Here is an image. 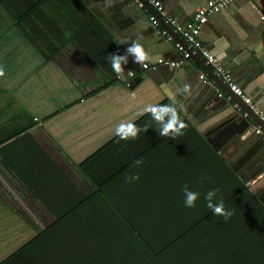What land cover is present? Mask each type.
<instances>
[{
	"label": "crops",
	"instance_id": "0c3cea01",
	"mask_svg": "<svg viewBox=\"0 0 264 264\" xmlns=\"http://www.w3.org/2000/svg\"><path fill=\"white\" fill-rule=\"evenodd\" d=\"M126 1L0 0V263L19 252L10 264H43L44 254L51 255L45 264H109L134 257L142 239L154 244L152 253L154 246H173L170 254H180L182 264H264V131L256 132L262 124L251 125L257 141L252 160L222 152L221 129L205 116L230 105L225 97L238 99L202 59L174 68L166 80L152 69L156 79L147 76L129 56L124 79L129 70L139 75L136 85H125L108 62L110 53L125 54V39H138L145 49L168 47L151 53L153 61L180 58L161 26L130 34L122 19L110 17ZM160 1L170 17L188 23L193 16L181 3L190 1L194 13L208 0H171L173 8ZM253 2L233 0L209 19L199 39L254 101L255 89L264 97V0ZM184 85L189 92L179 94ZM152 104L175 106L188 122L184 134L162 137L144 113ZM122 121L140 128L138 138L115 134ZM134 175L140 179L129 182ZM237 179L255 200L235 198ZM101 180L108 181L99 187ZM185 186L200 194L194 208L185 206ZM211 189H220L216 201L223 199L233 213L227 222L206 206ZM75 209L85 221L83 236L75 231V215L68 216ZM67 216L68 231L51 230L46 235L53 240L45 245L43 234ZM28 226L41 235L39 261L22 250Z\"/></svg>",
	"mask_w": 264,
	"mask_h": 264
},
{
	"label": "water",
	"instance_id": "95a60500",
	"mask_svg": "<svg viewBox=\"0 0 264 264\" xmlns=\"http://www.w3.org/2000/svg\"><path fill=\"white\" fill-rule=\"evenodd\" d=\"M164 1L168 5L171 2V0H164ZM189 2L190 1H185V3H181V6L184 9V14L189 13L190 15L193 16L194 15V13H193L194 8L190 5ZM247 2L249 4H255L253 2V0H247ZM129 4H130V2L127 0L124 3H121L119 6H115L117 13L111 14V15H117V16L116 17L110 16L115 21H117V20L119 21V19H122V21L124 23V26H122V27L125 31H127V33H130V34L135 33L136 34V33H138L139 29L144 30V28L142 26H147V25H149V29L150 28L152 29L151 22H149V20H150L151 16L155 15V16H157V18L160 22L161 28L167 30L169 34H172L174 36V38H173L174 40L168 41V46L173 47L174 44L176 46L177 42L183 43V41L180 38V35L178 33H176L173 28H171L170 26H168L164 23L163 18L156 13L155 9L151 5L148 4V5H146V7L144 9H142L136 5H133V6L130 5L129 6ZM171 5H172L171 8H173L174 3L171 2ZM174 11H175V9H174ZM179 14H181V12H179ZM161 39H163V37H161ZM154 42L155 43H152V44H156L158 42V39H156ZM161 48L165 49L168 47H163V46L159 47L157 45H152L149 48H146V51H149V53L151 54V53L158 52ZM197 59H198L197 57L192 58V60H194V61ZM156 61H152L150 63L152 64V63H155ZM197 63L200 66L204 65L201 61H198ZM170 68H171L170 66H167V65L162 66L161 65V66H158L157 68H150V69L154 70L155 73L158 72L161 75L165 76L164 78L167 80L170 75H174V72L171 71V70H173V68L172 69H170ZM204 70L209 72L210 74L213 73L209 67H204ZM144 71L146 72L147 76L156 79V77H155L156 75L154 72H148V70H144ZM194 73H195L194 70H192V74H194ZM215 78H216V81L219 85H221L223 87L225 86L224 84H222V82L219 78H217V77H215ZM249 87H251V84L248 86V89H249ZM228 90H229V88H228ZM255 93H257V94H254V102L256 101V102L264 105V97H262L263 95L261 93H259L256 89H255ZM231 94H233V96H235V98L238 99V102L240 103L242 110L239 112L236 109H234L231 105H228L226 107H223L221 110H217L214 113L210 112L211 114L210 113L207 114V116H205L206 121L208 122V124H210L213 127V129H215L216 127H217L216 128L217 130L221 129V133H222L221 135H222V137H224V140H223V142H221L222 143L221 145L223 146V145L227 144V147L224 148L222 150V152L228 153L230 151L229 153H236V155H240L242 157L245 156L249 160H252L255 157V153L253 150H255L257 141L255 140L256 136H254L255 130H251L252 129L251 125H255V124L260 123V124H262V126L264 128V122L262 120H260L256 115H254L250 106L248 104H245L244 101L242 100V98L236 96L233 92H231ZM244 113H248L251 119L245 118L243 116ZM236 123H238L239 125ZM232 127H236V128L232 129ZM230 130L232 133L230 132ZM260 145H262V147H264L263 143H260ZM216 148H219V147H216Z\"/></svg>",
	"mask_w": 264,
	"mask_h": 264
},
{
	"label": "built area",
	"instance_id": "2783aa9c",
	"mask_svg": "<svg viewBox=\"0 0 264 264\" xmlns=\"http://www.w3.org/2000/svg\"><path fill=\"white\" fill-rule=\"evenodd\" d=\"M138 7L144 9L146 5H151L156 13L165 20V22L174 29L176 33L180 35L181 42L176 43V48L180 53L178 59L159 58L155 63H149L147 70L150 68H157L158 66L167 65L171 68H179L192 61L193 57L202 59L207 66L212 68L213 72L221 80V82L227 86L236 96L242 98L245 104H248L254 113L260 120L264 122V111L254 103L253 99L247 95L244 89L235 81L232 73L225 68L222 61L213 55L209 50L205 48L202 41L199 39L203 26L209 21V19L216 13L227 8L233 0H208L204 5L198 7L193 15V19L188 23H181L176 18L170 17L165 9V6L160 0H129ZM261 19L264 20V14ZM151 24L158 28L160 22L157 16L153 15L150 17ZM159 32L167 38V40H174L172 36L165 29H159ZM132 75L128 76L126 80L127 85L131 84V79L138 76L135 70H131ZM202 79L206 78L205 74H201ZM218 88V87H217ZM219 89V88H218ZM219 96L225 97L223 92L219 90ZM230 105L237 111H241L242 107L238 101H230V97H225ZM245 118L250 117L248 113H244ZM255 126V125H254ZM263 128L259 125L256 127V132L263 134Z\"/></svg>",
	"mask_w": 264,
	"mask_h": 264
},
{
	"label": "clouds",
	"instance_id": "9594fccd",
	"mask_svg": "<svg viewBox=\"0 0 264 264\" xmlns=\"http://www.w3.org/2000/svg\"><path fill=\"white\" fill-rule=\"evenodd\" d=\"M121 43L129 45L124 55L117 53H110L108 55V62L110 63L113 71L116 73L117 77L120 79L125 78V68L124 65L128 63L129 56L134 59V62L141 65L143 68H148L149 63L153 61L152 55L149 51H146L144 45L137 39L129 42L127 39L123 40ZM128 76L132 75V71L129 70ZM5 76V70L0 66V77ZM189 85H184L183 88L177 89L179 94H184L189 92ZM133 99L135 98V93L132 94ZM144 113L150 114L152 119L159 124L158 132L162 137H169L170 139H176V137L184 134V130L187 128L185 122L181 119V116L177 108L173 105L164 104H152L148 105L144 109ZM148 131L147 128L144 129ZM140 133V128L132 121L124 122L122 121L117 125L115 129V134L122 140L136 139ZM139 175H134L128 177L129 182L139 180ZM208 177H201V181L207 180ZM220 189L209 190L204 199L206 201V206L209 208L213 215L224 217L225 222L233 215L229 210H226L225 203L223 199L216 201L217 193ZM185 196V206L188 208H194L196 202L199 199L200 194L194 192L185 186L183 189Z\"/></svg>",
	"mask_w": 264,
	"mask_h": 264
},
{
	"label": "trees",
	"instance_id": "16d2710c",
	"mask_svg": "<svg viewBox=\"0 0 264 264\" xmlns=\"http://www.w3.org/2000/svg\"><path fill=\"white\" fill-rule=\"evenodd\" d=\"M138 74V73H137ZM139 75V74H138ZM137 77V76H136ZM136 77H134V78H132L130 81H131V84L128 86L127 85V83H126V80L127 79H121V80H123L124 81V84L125 85H127L128 87H130V86H133V85H136L135 84V78ZM134 80V81H133ZM181 119L185 122V124H187L188 122L186 121V118H185V116H183V115H181ZM132 161L133 160H131L130 161V163H132ZM130 163L129 164H124V166L121 168L122 170L123 169H125L126 167H128L129 165H130ZM86 166H87V164L86 163H82L81 164V168H82V170L86 173V175L87 176H89L90 177V175H92V174H90V172L87 170V168H86ZM121 169H119V170H121ZM121 170V171H122ZM120 171V172H121ZM120 172H118V173H120ZM118 173H115V174H113V175H116V174H118ZM93 176V175H92ZM106 180V179H105ZM105 180H101L100 182H97L98 183V186L100 187H102L107 181H105ZM244 183L241 181V180H238L237 179V187H236V191H235V198L236 199H246V200H248V199H252V200H255L257 197L254 195V193H253V190L252 189H247V188H244ZM101 193V192H100ZM96 195L98 196L99 195V192H97L96 193ZM108 197H110L111 198V196H108ZM114 197V196H113ZM111 200H113L112 198H111ZM250 204V203H249ZM109 206L112 208V214H117V216H122V214H120V212H118V208H117V206H115L114 204H109ZM75 215V218L74 219H72V221H73V225H74V228H75V231L77 232V233H81V235L83 236L84 235V225H85V221H83V219L82 218H80V217H77L78 216V209H75V211H72L68 216H74ZM68 216H67V218H66V220H63V221H61L60 222V224H55V225H59V227H56V228H54V226L55 225H53V228L51 227L50 229H49V231H47V232H45L43 235H44V243H45V245L46 244H50L51 243V240H53V239H50V237L48 238V236L46 235V234H50V231L51 230H57V228H58V230L60 231V232H65V231H68V226H67V219H68ZM25 225V224H24ZM26 226V225H25ZM135 230V229H134ZM41 236V235H40ZM40 236H38V234L37 233H35V230L33 231V229H32V227L31 226H28V239H27V241H28V244L26 245V247H23V249L22 250H24V249H27L28 250V252H29V258L30 259H32L33 261H35V259L36 260H38L39 261V259H40V256H39V254L37 253V247L36 246H38L39 247V243H40V241H41V238H40ZM84 239V238H83ZM96 239H98V238H96ZM144 240H142V239H140L139 240V242H140V244H141V247H137V245L136 244H134V246H135V249H132L133 251L132 252H134L135 254H134V257H133V255L132 256H130V255H127L126 257L127 258H125V259H122L120 262H119V260L121 259L120 258V256H118V258H117V261H115V262H112V263H109V264H182L181 263V260H180V258H181V255L180 254H170V251L172 252V253H174L173 251H174V248H172L173 246H167V247H169V248H167V247H165V246H161V248H162V251L161 250H159L158 249V247H156V246H154L155 247V249L153 248V250L156 252H154V253H152L150 250H149V248L152 246V245H154V244H152L151 246L150 245H147L146 244V242L144 241ZM171 241V240H170ZM179 240H177V242H176V244H178L179 242H178ZM42 242V241H41ZM130 242H131V240L129 239V244H130ZM24 245H25V242L23 243ZM61 245H63V244H61ZM78 246H79V243L77 244ZM164 247H165V249H164ZM21 250V251H22ZM169 252V253H168ZM18 254H19V252H17V254H15V255H12L9 259L7 258L6 260H3L0 264H10V262L12 263L14 260H16V256L18 257ZM129 254V253H128ZM45 256V260H44V258H42V262H43V264H45V263H48L49 261H50V259H51V255L50 254H48L47 256H46V254H44ZM47 260V261H46ZM184 264V263H183Z\"/></svg>",
	"mask_w": 264,
	"mask_h": 264
}]
</instances>
